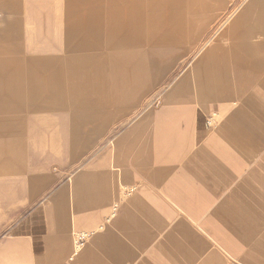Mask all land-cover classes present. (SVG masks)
<instances>
[{"label":"crops","instance_id":"1","mask_svg":"<svg viewBox=\"0 0 264 264\" xmlns=\"http://www.w3.org/2000/svg\"><path fill=\"white\" fill-rule=\"evenodd\" d=\"M22 2L21 12L11 3L3 8L11 15L0 14V48L16 52L12 56L0 53V156L17 164L0 167L4 210L19 207L40 179L43 166L86 152L92 135H104L117 117L79 112L82 92L109 88L105 79L110 76L115 90L129 93L120 105L137 106L165 80L178 59L190 58L167 83L169 90L154 93L129 119H137L132 137L147 122L151 124L149 148L131 149L125 155L122 136L110 138L111 153L105 150L99 158L110 154L116 160L104 167L82 169L68 188L59 184L35 204L17 221L10 239L0 243V264H206L205 235L195 231L188 220H177L176 213L191 208L205 211L226 189L213 211L222 210L227 198H238L236 205L264 208V176L260 173L264 172V58L256 55L263 44L254 39V26L243 30L245 15L237 6L227 12L228 0H197L188 8L192 25L188 31L166 32L156 36V43L150 36L154 44L143 47L130 32L140 14L134 18L132 11L131 16L123 15L128 0ZM164 6L163 10L179 11L182 2ZM15 11L19 15L13 16ZM261 21L264 10L254 19ZM167 23L180 26L181 21L168 19ZM93 32L96 35L90 38ZM193 101L225 102L217 118L225 116L213 131L212 141H204L186 160L198 162L190 169L177 164L192 146ZM88 122L95 124L92 132L83 130ZM124 156H129L127 168L123 167ZM258 158L263 164L249 168L242 175L243 184L231 187L239 162L249 164ZM186 178L199 180L202 187ZM250 179L258 185L246 184ZM122 182L128 188L138 182L139 188L119 202L117 214L97 218L94 207L109 205L117 196V183ZM100 185L106 188L100 190ZM161 193L172 201L170 211L175 219L170 228L162 225L161 215H145L148 206L143 197ZM249 215L255 217V228L245 229L226 215L236 225L219 224L221 234L212 232L224 245L252 240L254 260L264 264V232L257 236V229L264 225V212L254 209ZM206 221L215 223L210 217ZM100 223L105 224L103 229ZM75 225L80 228L76 231L87 230L92 235L72 258L70 231ZM207 264L227 263L215 255Z\"/></svg>","mask_w":264,"mask_h":264},{"label":"rangeland","instance_id":"2","mask_svg":"<svg viewBox=\"0 0 264 264\" xmlns=\"http://www.w3.org/2000/svg\"><path fill=\"white\" fill-rule=\"evenodd\" d=\"M180 1L182 2V7L179 11H176L174 9L163 10L164 8H162L165 7L164 5L168 2ZM117 2L118 0H116V3ZM196 2L197 0H128L127 5H124V8L122 7V9H124V16H131L129 13L130 11H132L133 18L137 17L140 14V18H137V20L134 21L131 31H129L132 33V37H135L134 39H140L142 42V46L147 47L148 44H154V42L156 43L158 41L156 36H160L162 34H165L166 32L183 33L188 31V29L192 27V25H190L189 23V21L191 20V11L188 8L190 7V5L191 7H193V5H196ZM11 3L16 4L17 12H21L23 7L22 0H0V11L2 10L0 12L1 15L5 16L9 14L4 11L3 8L6 4ZM247 4L249 5L248 8L246 7ZM234 6L239 7L238 12L242 11V13L245 15L241 25L243 27L242 29L244 30L245 28H248V26H254V39L259 43L262 42L263 44L262 48H260L261 51L257 52L256 55L259 58H264V21L254 22L255 17L261 14V11L264 10V0H228L226 6L227 12H229L230 9L234 8ZM16 11L13 13V16L19 15ZM168 19H176L177 21H181L180 26L167 23ZM163 20L165 21V23L161 22ZM249 28L251 29V27ZM95 35L96 33L93 32L90 38L95 37ZM150 36H153L151 39L156 38L155 40H152L154 42L150 41ZM4 52L5 54L7 53V55H16V52L10 47L9 49L8 47H6V49L4 47H1L0 53ZM189 58L190 57H187L185 61H182L183 58L178 59L168 72V75L165 78L166 82L165 80H162L160 83L156 84L153 87L151 93L140 100L137 106L125 105L124 107L123 105H120L121 100H123L125 96L129 97V93L115 90V84L111 81L112 77L110 76L106 77L105 81L108 83L106 85L111 90L105 87L103 88V90L87 89V92H82L81 95L78 96V98L81 99V104L78 105L80 108L79 112L83 114H87L88 112L96 113V115H99L101 117L105 114H115L117 115V117L113 119V122L108 124L104 135H102L101 137L92 135L93 141L89 144V148L86 152L75 155L72 160H57L43 166L38 172L40 179L36 183L33 182L34 187L32 188L31 192L23 197L22 202L18 208H15L13 210L11 209V211H8L6 209L4 210V206H2V203L0 202V211H3V216L0 220V243L8 241V239H10V236L13 234V227L17 224V221L23 219L24 216L27 215L29 210L35 206V204L39 203L43 198L47 197L59 184H66L68 188V185L71 184V180L74 179L75 175L78 174L82 169H85L89 166H93L95 168L104 167L105 165H109L111 162H113V160H116V157L114 158V156H110V154H107L108 158H99L100 153L105 152V150L111 153L112 143L108 142L110 138L118 140L120 136H122L123 140L121 143V148L125 150V155L130 154L129 151H131V149L149 148L148 129L151 124L147 122V124L145 125V127H143V129H141L139 134L132 137L131 131L137 123V119L135 121L134 119L129 121V119L133 116V112L136 111L137 108H139L138 106L144 107L146 100L150 98L154 93L163 92L164 94L169 90V86L167 85V83L172 81L175 76H177L179 72L185 68L186 61ZM122 103H124V101ZM224 103L225 102H219L218 104H212L211 102H191V106H189L191 108L192 114L190 118V121L192 122V130H190V135L193 138V141L191 142L192 146L187 151H185V153L180 155V160L177 164L178 166L183 168L186 165L188 166L187 168L190 167V169L197 166V160H193L192 162H186V160L192 156V152L199 149V146L204 141H212L213 131L218 128V125L225 116L224 115L222 118H220V120H218L217 118L218 112L220 111L219 108L223 107L225 105ZM154 108L157 109L158 106H155ZM94 126L95 124H93V122H88L87 125L84 126L83 130L85 132H92ZM262 131L264 132V129ZM153 156H151L150 158H152ZM144 158H146V156ZM4 159L5 158L0 156V167H2L3 169L15 168V166H17L15 162L11 160L7 162ZM122 159L125 160L123 167H129V156H124L122 157ZM224 161L225 160H223V162ZM239 161L241 160L239 159ZM257 164H263V159L258 158L256 162H251L249 164L242 163V161L239 162V168L237 169V171H235L236 178L231 187H234V185L237 183L241 184L242 175H244L249 170V168L257 167ZM225 165L226 167L228 166L227 164ZM238 172H241V175H239ZM260 173L264 176V172L262 170H260ZM186 181L188 183H194L195 181L196 185L198 183V186L202 187V184L198 182L199 180H195V178H186ZM138 184L139 183L136 182L130 185L131 187H133L132 189H134L133 192L138 190ZM246 184L258 185L255 179H250V182H247ZM127 185L128 184L125 182L117 183V196L108 203L109 205H98L94 207V209L97 211V215H95L98 216L97 218H107L115 213L117 214L120 205L119 202L123 199L128 198V196L132 193L130 192L131 188H128ZM99 187L100 190L106 188L103 185H100ZM161 190L162 187H159V192ZM69 191L72 190L69 189ZM227 192V189L223 191L220 196L214 199L215 201L213 202L212 207L206 209L205 211H203V209L195 211L191 208L190 212L176 213L177 220L180 217L188 220L194 227L195 231L199 232L202 235H205L206 264L208 260L215 255L223 256L227 264H258L254 260L255 256L253 255L254 252L251 247L252 240L251 242L246 243H234L233 241H231V245H224L220 240H218V238H216V236L212 232L213 230L214 232L221 234L222 229H219V224L222 226H224L225 224H231L235 226L236 224L234 225L230 222V220H228L230 217L233 220L232 222H241L243 224V228L245 229L251 227L255 228V217L252 215L250 216L249 213L254 209L259 210L261 214L264 212V208H254L251 205L250 207L241 204L236 205L234 201L237 203L238 198H234L235 200L232 198L225 199L227 200L226 206L222 210L213 211L214 208L218 207L221 198H223V196L227 194ZM143 198L144 202H146L148 206V213L145 212V215H149V213L150 215H161V222L163 223L162 225L170 228L174 222L175 218L173 217V215L175 213L172 214L170 211V203L172 201L169 200V197L161 193L160 195L158 194V196L154 197L151 195H145ZM70 202L73 208L75 204H73L72 199L70 200ZM201 203L199 201V204ZM186 205V209H189L190 206ZM226 215L230 217H228L227 219ZM208 217L212 218L215 223L213 222L214 224H212L206 221ZM154 222V225L158 224L157 220H155ZM100 224H102L100 226L103 229L105 224ZM75 229L80 230L78 225L73 226L70 231V233L72 232V236L75 232H78ZM257 231V236H259L262 232H264V225L258 228ZM84 233H86V235L88 236V241L91 240L92 234H90V232L87 230H85Z\"/></svg>","mask_w":264,"mask_h":264},{"label":"built area","instance_id":"3","mask_svg":"<svg viewBox=\"0 0 264 264\" xmlns=\"http://www.w3.org/2000/svg\"><path fill=\"white\" fill-rule=\"evenodd\" d=\"M130 191H133V189H131ZM87 241H88V236L86 235V233L78 231L73 234L72 258L76 256L78 251L86 244Z\"/></svg>","mask_w":264,"mask_h":264},{"label":"bare ground","instance_id":"4","mask_svg":"<svg viewBox=\"0 0 264 264\" xmlns=\"http://www.w3.org/2000/svg\"><path fill=\"white\" fill-rule=\"evenodd\" d=\"M131 189H132V188H131ZM131 189H130V190H131ZM133 190H134V189H133ZM130 192H131V191H130Z\"/></svg>","mask_w":264,"mask_h":264}]
</instances>
